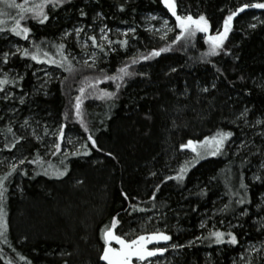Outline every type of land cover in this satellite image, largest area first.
<instances>
[{
    "label": "trees",
    "instance_id": "obj_1",
    "mask_svg": "<svg viewBox=\"0 0 264 264\" xmlns=\"http://www.w3.org/2000/svg\"><path fill=\"white\" fill-rule=\"evenodd\" d=\"M244 2L176 0L179 15H203L210 27L190 42L182 39L175 44L180 30L160 0H73L55 9L49 5L45 24L31 18L21 22L31 29L28 41L9 31L0 34V56L10 53L4 68L10 80L17 79L15 88L11 83L6 86L12 98L0 99V176L10 165H19L21 158L25 163L19 169L28 173L20 175L18 170L6 181L8 190L0 206L7 227L0 230V264H103L101 230L110 226L113 217L119 220L116 233L128 234L129 240L142 230L147 234L160 229L171 235L163 254L169 264H264V124H256L264 121V9L249 8L234 18L225 43L230 54L206 55L207 36L222 31L226 16ZM80 9L86 15L81 16ZM149 15L168 19L173 30L161 39L157 25L145 23ZM97 21L114 35V42L128 44L113 43L111 48L105 44L108 55L97 48L95 68L69 58L73 66L69 73L21 59L22 52L11 55L12 40L33 51L34 41L53 56L52 45L63 42L65 55L69 50L74 55L77 46L72 38L62 41L63 34L79 25L94 27ZM168 45L171 51L141 59ZM133 57L138 60L134 65ZM122 66H129L134 75L125 77L117 96L97 99L93 89L86 88L82 117L77 118L75 98L81 95V82L100 76L101 70L116 75ZM98 87L115 91L111 81ZM61 125H65V142L54 154L50 146L58 141L53 133ZM218 130L234 133L223 154L199 162L182 182L165 183L193 156L180 146L189 140L200 142ZM89 135L97 148L91 147ZM14 137L20 142L8 151L5 145ZM85 143L90 155H71L83 151ZM37 153L43 164H29ZM65 166L67 175L56 179L55 171ZM257 174L259 181L253 179ZM241 179L248 185L251 201L243 206L235 202L244 195ZM157 186L160 190L153 201ZM237 192L240 196L234 195ZM132 205L146 211H133ZM245 210L248 215H241ZM211 230L232 231L238 244L196 239ZM190 241L195 243L187 246Z\"/></svg>",
    "mask_w": 264,
    "mask_h": 264
},
{
    "label": "snow or ice",
    "instance_id": "obj_2",
    "mask_svg": "<svg viewBox=\"0 0 264 264\" xmlns=\"http://www.w3.org/2000/svg\"><path fill=\"white\" fill-rule=\"evenodd\" d=\"M2 2L6 5L7 9H18V15L16 18H14L13 26L10 28L7 27H0V33L5 31H10L12 35L19 37L22 40L28 41L31 34V29L25 25H23L21 22L31 18L34 20H37L40 24H45L48 19L49 15L47 12H45V9L51 5L53 9L57 7H63L65 4H71L73 0H40L39 3L32 4L31 7H28V0H24V3H17L16 0H2ZM160 2L163 4V7L167 9L168 13L171 14V17L175 18V27L179 28L180 34L177 35L174 40L172 41V44H175L179 42L180 40L184 39L188 42H190L196 34L199 33H208L209 32V22L205 18V16L200 15L198 18H194L192 15H179L177 13V5L176 0H160ZM264 9V2H256L253 3L251 0H246L243 4L239 5L234 11H230V13L226 16V18L223 21V30H217L215 35H208L207 36V43L210 45L209 51L207 52V56H217L220 55V53L223 51L225 54L228 53L227 49L225 48V43L229 38V33L232 31V22L236 16H238L240 13H244L246 9ZM121 11L124 9L121 8ZM81 16L86 15L83 11V9H80ZM9 13H7L4 10H0V17L6 16ZM151 19L156 20V16H152ZM6 22L3 19H0V25L5 24ZM251 27H255V25H251ZM162 28L165 29L163 34L161 35V39H164L167 36V32L172 31L173 29L169 27V20L162 18ZM134 32L135 29H132ZM157 32H160L161 29H156ZM84 32V28L77 27L74 29L75 37H76V43L81 44L84 48L88 47L87 40H90L92 42L91 46L93 48H98L101 53L104 55H108V53L105 51V46L103 44H99L97 41V37L95 35L86 34L84 40L82 41L80 39L81 33ZM101 33H105V28L101 29ZM72 32H65L63 36L61 37V40L67 39L68 36H72ZM123 35L127 36V33H123ZM101 39L107 41L108 47L111 48L113 43H119L122 46H127L128 41H111L108 39L107 35H102ZM41 43H44L41 41ZM33 44V50H30L27 47L21 48L19 45H16L15 52H12L11 55L15 56L22 52L21 59H30L35 64L39 65H48V66H55L62 71H66L71 73L73 71V66L71 61L69 60V56L65 55V49L66 44L63 42H60L58 44H53L52 47L56 49L55 56L51 55L48 51L43 50L39 44H36L34 41H32ZM171 45H168L166 47H162L158 50H152L148 55H143L141 59L147 61L149 59L159 57L163 52L171 51ZM87 55V54H86ZM9 52H4L2 56H0V72H3V78H0V93H3V96H0V99L2 100H9L12 98L13 93H10L6 86L11 83L12 87H16L17 79L16 77H13L11 80L9 79L8 71L5 70L4 65L9 64ZM56 57H59L57 59ZM91 63L87 59L84 60V65L89 68H95L96 62H97V56L96 53H91ZM138 62L137 58L133 57L131 60V64H136ZM207 62V61H204ZM130 66V65H129ZM129 66H122L117 70L116 75H109L107 72L101 70L102 74L100 76L88 79L86 78L84 81H82V86L79 89L80 96H77L75 98V115L77 118L82 117L81 113V105H82V97L85 95L86 88L93 89L95 93V98L97 99H114L117 96V93L120 91V88L123 86L125 82V77H131L134 75V73L129 72L128 67ZM175 71V69H173ZM36 73L33 72V75ZM47 75V73H46ZM19 80H23V76L19 77ZM108 81H111L115 85V91H107L106 89H100L98 86L100 84H104ZM204 92L208 91V88L203 89ZM20 103L23 104L24 100L21 99ZM2 119V117H0ZM65 119H68L66 116ZM25 125L28 124V121L26 120L24 122ZM81 124L83 126V121L81 119ZM256 124H264V121H256ZM65 125H61L58 129L57 133H53L56 135V140L58 142H53V144L50 146L54 149V154H58L61 152V144L65 142V133H64ZM88 129L85 127V131ZM10 131V129H9ZM44 135H49V131L47 128H45ZM234 133L231 131H222L218 130L215 135L211 137H206L202 143H200V147L205 149V151L202 153L197 150V144L193 142L192 140H189L187 144H182L181 150L188 148L191 151L196 153V159L198 160L202 156H206L209 153L212 156H217L220 154H223L225 151V145L226 143L231 140ZM261 135H264L262 133ZM39 139V137H37ZM88 141L91 142L92 148H97V142L93 138L92 135H89L87 137ZM20 142V139L15 138L13 139V142L10 144H6L5 148L8 149V151H11L16 147V145ZM68 143H72V141H67ZM81 149L83 151L77 150L76 152L71 153V155H90L89 146L88 144H82ZM99 150V149H98ZM65 155H69L68 153H65ZM29 164H43V160L39 153H37L36 157H34L32 160L27 161ZM25 163V159L21 158L19 160V165H23ZM63 164V161H61ZM19 165L12 164L9 166V170L7 173L3 176H0V205H2L3 201L5 200V196L7 193V184L6 181H10V178L13 177L15 174L18 173L20 175H27L28 173L24 171L23 169H19ZM194 166V162H193ZM264 166V165H262ZM188 171L187 166L181 167L179 172L176 176H168L165 180V183L167 180H175L178 183L182 182L185 179V174ZM68 168L65 166L63 171L56 170L55 171V178L60 179L63 176L67 175ZM39 174V173H37ZM45 175H48L47 170L44 172ZM155 175V173H153ZM254 180H261L260 175H254ZM239 188L244 190V195L240 196L239 192L234 193V195L240 196L238 200L235 202L241 206H243L246 203H251V201L247 198V192H248V185H246L243 181V179L240 180ZM160 188L157 186L155 188V191L152 193L151 199L153 201L156 200V193L159 192ZM124 198L127 200L128 194L122 193ZM133 211H139L144 212L146 209L144 208H137L136 205H132ZM228 205H225V210L227 209ZM3 207L0 206V230L5 229L7 227V222L3 218ZM241 215L247 216L248 212L245 210L241 213ZM119 224V220L116 217H113L112 222L109 225H106L101 230V238L104 241V249H103V255L100 257L101 260L105 262V264H134V261L136 264H153L151 258L156 257L157 255H163L165 252L168 251L167 247H150V245H160V244H167V242L172 240V236L167 234L165 231L156 229L152 232H149L147 234H143V230L140 234H133L132 239H127L128 234H117L116 228ZM205 225L202 223L201 228H204ZM0 235H3V232L0 231ZM227 237V238H226ZM197 240H207L209 242L214 241L216 245H224L229 244L232 246H235L238 244L237 235L234 234L232 231H219V230H211L208 232L207 236H198L196 237ZM113 243L118 245V247H113ZM194 241H190L189 245L191 246L194 244ZM174 248H180L185 247V245H173ZM10 264V262H9Z\"/></svg>",
    "mask_w": 264,
    "mask_h": 264
},
{
    "label": "rangeland",
    "instance_id": "obj_3",
    "mask_svg": "<svg viewBox=\"0 0 264 264\" xmlns=\"http://www.w3.org/2000/svg\"><path fill=\"white\" fill-rule=\"evenodd\" d=\"M16 2L17 3H24V0H16ZM36 2H38L37 0H35L34 1V3H36ZM40 2V1H39ZM38 2V3H39ZM27 6L28 7H31L32 6V4H31V1L30 0H28V4H27ZM0 10H4V11H6L7 13H9L8 15H6V16H3V17H0V19H3V20H5L6 18L8 19V18H10L11 16H12V18L11 19H9L8 21L7 20H5V24H2V25H0V27H7V28H10L8 25L10 24V25H12L13 24V21H14V18H16L17 17V15H18V9H7L6 8V5L2 2V0H0ZM7 16H9V17H7ZM152 16H155V15H149L147 18H145L144 19V21H145V23L147 24V26H150V27H156V25H157V28L156 29H161V32L163 33L164 31H165V29H163L162 28V19L160 18V19H156V20H153V19H151V17ZM158 23V24H157ZM94 27H91V28H85L84 26H81V25H79V26H76L75 28H77V27H82V28H84V32L83 33H81V36H80V39L83 41L84 40V38H85V35L86 34H90V35H95L96 37H97V41H98V43L99 44H103V45H108L107 44V41H105V40H103V39H101V37H102V35H107V37H108V39L109 40H111V41H113V36L114 35H112L111 33H110V31H108V29L105 27V25L103 24V23H101V21H97L96 23H94V25H93ZM169 27H171L170 25H169ZM74 28V29H75ZM102 28H105V33H101V29ZM74 29H72V30H69L68 32H72L73 33V35L72 36H68L67 38H72V40H73V42L75 43V45L77 46V48H78V50L75 52V54L73 55L72 53L74 52L73 50H69L68 51V53H67V55L69 56V58H71V59H75L76 61H78V62H84V60L85 59H87L89 62H91V60H92V57H91V53H93V52H95L96 53V56H97V58H98V51L96 50L97 48H93L92 46H91V44H92V42L90 41V40H87L86 42H87V44H88V47L87 48H84L81 44H77L76 43V37H75V33H74ZM6 32V31H5ZM5 32H2V33H0L1 34V36H3V34L5 33ZM9 33L11 34V32L9 31ZM169 32H167V34H168ZM12 35V34H11ZM6 37H8L9 35H5ZM14 40H12L11 42H10V47L13 49V51L14 50H16V48H15V46L17 45V44H15V42H13ZM113 45V44H112ZM112 47V46H111ZM15 52V51H14ZM87 54V55H86ZM203 142V140L202 141H200V142H197L196 144H197V150L198 151H200V152H204L205 151V149H203V148H201L200 147V143H202ZM68 147H70V145H68L66 148H65V150H68L69 148ZM225 147H226V145H225ZM192 154H193V156H192V158H190L189 159V163H187V164H185L184 165V167L185 166H187V168H188V171L186 172V174H185V178L187 177V175L189 174V172H190V170L192 169V168H194L199 162H201V161H203L204 159H207V158H210V157H219V156H221V154L220 155H217V156H212L210 153L208 154V155H206V156H202L201 158H199L198 160L196 159V153L195 152H193L192 151ZM193 162H194V166H193ZM152 260V262H153V264H169V262L167 261V259L164 257V256H162V257H158V258H155V259H151Z\"/></svg>",
    "mask_w": 264,
    "mask_h": 264
},
{
    "label": "water",
    "instance_id": "obj_4",
    "mask_svg": "<svg viewBox=\"0 0 264 264\" xmlns=\"http://www.w3.org/2000/svg\"><path fill=\"white\" fill-rule=\"evenodd\" d=\"M169 242H167V244H160V245H150V247H166L168 245ZM113 247H118V245H116L115 243H113ZM103 255V253H102ZM163 256V255H162ZM161 255H157L156 257H153L151 259H155V258H158V257H162ZM101 262L103 264H105V262L103 260H101ZM134 264H136V262L134 261Z\"/></svg>",
    "mask_w": 264,
    "mask_h": 264
}]
</instances>
